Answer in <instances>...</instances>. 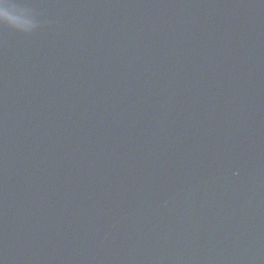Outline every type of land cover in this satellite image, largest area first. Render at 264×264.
<instances>
[{"label": "water", "instance_id": "95a60500", "mask_svg": "<svg viewBox=\"0 0 264 264\" xmlns=\"http://www.w3.org/2000/svg\"><path fill=\"white\" fill-rule=\"evenodd\" d=\"M0 264H264V0H10Z\"/></svg>", "mask_w": 264, "mask_h": 264}, {"label": "clouds", "instance_id": "9594fccd", "mask_svg": "<svg viewBox=\"0 0 264 264\" xmlns=\"http://www.w3.org/2000/svg\"><path fill=\"white\" fill-rule=\"evenodd\" d=\"M3 11L9 15L15 11V6L10 2V0H3Z\"/></svg>", "mask_w": 264, "mask_h": 264}, {"label": "snow or ice", "instance_id": "6c2138e0", "mask_svg": "<svg viewBox=\"0 0 264 264\" xmlns=\"http://www.w3.org/2000/svg\"><path fill=\"white\" fill-rule=\"evenodd\" d=\"M5 14L3 11V0H0V17H2Z\"/></svg>", "mask_w": 264, "mask_h": 264}]
</instances>
